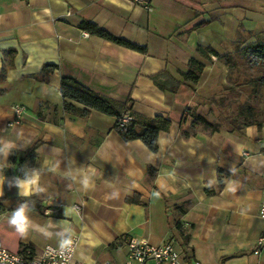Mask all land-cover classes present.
<instances>
[{"label": "crops", "instance_id": "0c3cea01", "mask_svg": "<svg viewBox=\"0 0 264 264\" xmlns=\"http://www.w3.org/2000/svg\"><path fill=\"white\" fill-rule=\"evenodd\" d=\"M147 2L0 0V148L10 145L0 152V242L11 252L38 253L74 232L75 261L121 264L126 240L135 237L172 242L182 264H264V245L257 247L264 233V127L209 132L191 117L223 84L216 57L204 59L197 46L223 54L237 38L243 46L264 38V0ZM82 21L144 51L91 35L79 28ZM191 59L204 65L195 92L185 85L172 92L164 78L158 81L166 89H159L155 75L183 82ZM44 65L53 69L42 73ZM64 76L112 100H130L136 116L166 120L157 151L124 141L116 117L65 112ZM16 104L26 108L18 121ZM33 175L43 191L23 195L17 181ZM21 205L30 221L23 234L8 223Z\"/></svg>", "mask_w": 264, "mask_h": 264}, {"label": "trees", "instance_id": "16d2710c", "mask_svg": "<svg viewBox=\"0 0 264 264\" xmlns=\"http://www.w3.org/2000/svg\"><path fill=\"white\" fill-rule=\"evenodd\" d=\"M79 28L91 35L98 36L104 40L124 46L131 50L144 51L143 48L130 44L88 21H82L79 24ZM239 33L237 32V37L239 36ZM243 43L244 42H240L237 38V40H235L234 42V51L242 57H249V60L254 65L264 66V38L257 37L254 42L247 43L244 46ZM196 52L199 56L203 57L208 61H211L210 56L220 58V54L211 47L203 48L201 46H197ZM225 57L228 61L231 60L230 53L226 54ZM52 69V65H44L42 68V73H46ZM203 69L204 65L202 63L197 60L191 59L188 64V71L186 74L183 75V82H178L176 80L171 79L168 73L166 72L155 75L153 77V80L161 90H164L166 88L164 87L163 83H160L158 81V78H164L168 81L171 80L173 83V87L170 88V91L172 92H175L181 85H185L189 87L193 92H195L194 85L199 80ZM255 82L264 83V78L258 77L255 79ZM227 89V87L224 88V90ZM59 91L63 99V109L65 112L80 117H87L91 110H95L102 114L116 117L115 130L124 141L128 142L131 140L138 139L141 140L151 152L157 151V134L159 131L167 129L168 122L166 120L160 117L147 119L140 116H136L131 113L130 107L127 105L128 101L130 100H127V103L112 100L85 88L84 86L80 85L75 79L70 77L64 76L61 78ZM222 99L223 98H221L220 101H223ZM67 101H73L75 103H78L82 106V108H76L74 105ZM209 102L214 103L215 99H211L209 100ZM124 110L129 111L133 116L134 120L131 125H126L125 127L119 128L117 119ZM220 120L227 126V129L229 131L239 134L242 132L243 128L251 125H256V123L253 121V115L250 109L248 108H241L238 111L236 118L223 116L220 114ZM196 124H200L205 130H208L209 132H216L220 129L219 126L212 125L204 117L199 115H196L194 122H192L193 126ZM138 127L142 128V131H137ZM38 144L39 141L37 140L30 145V147L25 152V160H28L32 157L33 151ZM27 200L28 199H25L24 201ZM2 201L3 199H0V207ZM175 226L178 228L179 224L176 223ZM184 239L187 242L188 237L185 236ZM25 249L30 248L24 247L23 250Z\"/></svg>", "mask_w": 264, "mask_h": 264}, {"label": "built area", "instance_id": "2783aa9c", "mask_svg": "<svg viewBox=\"0 0 264 264\" xmlns=\"http://www.w3.org/2000/svg\"><path fill=\"white\" fill-rule=\"evenodd\" d=\"M144 4V0H135ZM23 105L16 104L11 107V112L16 121L25 113ZM134 118L131 113L124 110L117 123L119 128L131 125ZM80 212L79 205L74 206ZM258 217L264 221V180L260 191L258 206ZM79 239V234L69 232L63 236L59 245H45L38 253H33L30 249L20 252H11L0 242V264H86L74 260V253ZM264 245V233L257 240L258 249ZM127 257L121 264H182V257L172 242L161 245H153L145 240L129 237L126 240ZM258 249L255 253H258ZM93 264H115L113 262H95Z\"/></svg>", "mask_w": 264, "mask_h": 264}, {"label": "rangeland", "instance_id": "374dc122", "mask_svg": "<svg viewBox=\"0 0 264 264\" xmlns=\"http://www.w3.org/2000/svg\"><path fill=\"white\" fill-rule=\"evenodd\" d=\"M144 4L147 6L149 2L144 0ZM225 51L226 53H219L220 58H216L223 73L221 74L223 84L213 97L202 100L203 105L197 111L199 113L191 116L193 122L195 116L199 115L212 125L219 126L220 129H227V126L220 120V114L236 118L241 108H248L253 115L256 126L264 127V83L255 82L258 77L264 78V66L254 65L249 57H242L236 53L234 43ZM228 53L231 54L230 61L225 57ZM225 87L228 89L224 90ZM221 98L223 101H220ZM211 99H215V102L210 103L209 100ZM196 127V129H203L200 124H196ZM105 258L106 256L103 255L100 259Z\"/></svg>", "mask_w": 264, "mask_h": 264}, {"label": "clouds", "instance_id": "9594fccd", "mask_svg": "<svg viewBox=\"0 0 264 264\" xmlns=\"http://www.w3.org/2000/svg\"><path fill=\"white\" fill-rule=\"evenodd\" d=\"M10 145H5L4 148H0V152H4L7 154V149ZM39 184V176L33 175L32 177H27L24 180H18V187L22 188L23 195H29L33 190L35 191H43V189L38 187ZM85 186H87V182L85 181ZM27 209L25 205H21L18 209L13 211L11 217L8 220V223L16 228V230L20 233H24L29 227V218L26 214Z\"/></svg>", "mask_w": 264, "mask_h": 264}]
</instances>
